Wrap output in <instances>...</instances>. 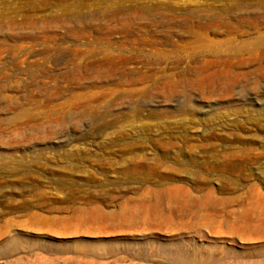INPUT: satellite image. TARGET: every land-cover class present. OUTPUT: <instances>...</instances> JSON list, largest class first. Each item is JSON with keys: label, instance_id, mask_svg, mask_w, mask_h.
Listing matches in <instances>:
<instances>
[{"label": "rangeland", "instance_id": "1", "mask_svg": "<svg viewBox=\"0 0 264 264\" xmlns=\"http://www.w3.org/2000/svg\"><path fill=\"white\" fill-rule=\"evenodd\" d=\"M262 37L264 0H0V264H264Z\"/></svg>", "mask_w": 264, "mask_h": 264}, {"label": "bare ground", "instance_id": "2", "mask_svg": "<svg viewBox=\"0 0 264 264\" xmlns=\"http://www.w3.org/2000/svg\"><path fill=\"white\" fill-rule=\"evenodd\" d=\"M262 38H264V37H262ZM260 44H264V39H258V40H255V41H253V42H247V43H244V45H243V48H241L240 50H239V56H241V55H244V54H250V56L249 57H247V58H243L242 57V59H239L237 62L239 63V64H242V63H244V62H242L244 59L245 60H249L250 58H251V52L253 51V50H259L260 48H262L261 47V45ZM263 50H264V48H262ZM240 61V62H239ZM222 72V71H221ZM218 76H220V72L218 73ZM238 77H241V75H238ZM238 79V78H237ZM174 253V252H173ZM177 254H179V253H176V255ZM174 256V255H173ZM172 257V256H171ZM176 258V257H175ZM172 259V258H171ZM173 261H174V259H172ZM174 263V262H173Z\"/></svg>", "mask_w": 264, "mask_h": 264}]
</instances>
